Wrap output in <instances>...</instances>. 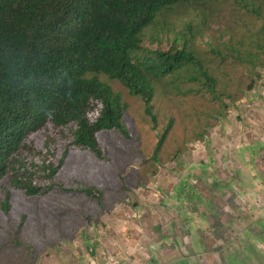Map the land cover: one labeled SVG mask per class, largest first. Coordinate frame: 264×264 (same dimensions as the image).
Here are the masks:
<instances>
[{
    "label": "trees",
    "instance_id": "obj_1",
    "mask_svg": "<svg viewBox=\"0 0 264 264\" xmlns=\"http://www.w3.org/2000/svg\"><path fill=\"white\" fill-rule=\"evenodd\" d=\"M256 3L0 0V240L24 249L5 264H18L21 257L36 264L38 252L48 244L27 232L20 195L30 201L47 197L54 187L72 197L79 195V225L73 228L92 231L95 220L84 210L90 204L101 213L104 191L94 185L57 186L73 175L63 174L56 160L72 151L106 159L101 136L115 130L129 137L122 119L134 100L142 102L137 117L146 118L150 130L158 131L151 168L160 163L161 147L174 124L171 117L159 131L153 103L160 92L179 99L195 96L201 113L210 110L216 120L236 107L228 87H234L235 97L243 85L249 92L264 69V15ZM202 40L204 47H197ZM179 154L177 150L174 156ZM33 155L41 164L33 162ZM119 179L121 190L129 192L130 185ZM155 186L157 191L161 187ZM187 193L209 208L210 201L189 183L179 184L174 195L180 199ZM218 221L208 220L200 229L215 240L210 239L205 250L217 255L222 252L214 234ZM8 234L13 238L7 241ZM75 234H66V241Z\"/></svg>",
    "mask_w": 264,
    "mask_h": 264
},
{
    "label": "rangeland",
    "instance_id": "obj_2",
    "mask_svg": "<svg viewBox=\"0 0 264 264\" xmlns=\"http://www.w3.org/2000/svg\"><path fill=\"white\" fill-rule=\"evenodd\" d=\"M205 41L196 46L203 48ZM228 91L236 107L217 120L210 110L201 113L195 96L179 99L159 93L153 103L159 131L171 117L174 124L161 147L160 163L153 168L149 166L158 131L150 130L146 118L137 117L143 108L135 100L123 118L129 137L116 131L101 136L106 159L81 152L69 155L79 165L78 172L56 185L71 184L73 189L94 185L104 191L101 213L90 204L84 210L95 220L92 231L73 228L79 225V195L72 197L57 187L47 197L30 201L20 195L27 232L48 242L40 247L36 264H264V69L251 91L246 92V85L238 97L233 86ZM204 123L208 127L201 126ZM177 150L180 154L175 157ZM121 177L130 185V193L121 190ZM184 182L210 201L208 209L188 193L175 197V188ZM156 183L161 186L158 191ZM211 219L219 220L214 227L222 251L218 255L205 250L212 238L200 230ZM66 234L75 236L66 241ZM1 241L0 264L12 263L24 250ZM15 262L27 264L28 260L21 257Z\"/></svg>",
    "mask_w": 264,
    "mask_h": 264
},
{
    "label": "clouds",
    "instance_id": "obj_3",
    "mask_svg": "<svg viewBox=\"0 0 264 264\" xmlns=\"http://www.w3.org/2000/svg\"><path fill=\"white\" fill-rule=\"evenodd\" d=\"M256 6L259 7V12L260 14L264 15V0H257V3H256ZM162 85V84H160ZM160 87V86H159ZM158 87V88H159ZM174 120V119H173ZM123 121V119H122ZM166 127V126H165ZM172 128V127H171ZM171 130V129H170ZM111 131H115V130H111ZM111 131H107V132H111ZM117 132V131H116ZM170 132V131H169ZM104 133V132H103ZM169 134V133H168ZM107 148V147H106ZM81 153H88V154H91L92 156H95L93 155L92 153L88 152V151H79ZM78 152V153H79ZM72 153H75L72 151ZM72 153H68L66 157H59L57 160H56V166L58 167H61V171H68V172H72V175L75 173V172H78L77 169L79 167V165H74L72 163V158L71 159H68L69 155L72 154ZM81 155V154H80ZM100 159V158H98ZM33 162L36 163V164H41V159H39L36 155H33ZM27 168L28 167V164H26ZM64 174V173H63ZM66 175V174H65ZM56 179H60L58 177L55 176Z\"/></svg>",
    "mask_w": 264,
    "mask_h": 264
}]
</instances>
